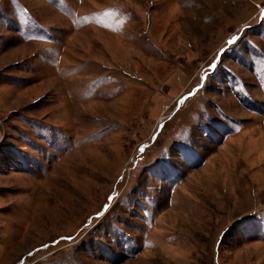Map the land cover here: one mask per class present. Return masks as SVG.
I'll use <instances>...</instances> for the list:
<instances>
[{
    "label": "rangeland",
    "instance_id": "1",
    "mask_svg": "<svg viewBox=\"0 0 264 264\" xmlns=\"http://www.w3.org/2000/svg\"><path fill=\"white\" fill-rule=\"evenodd\" d=\"M0 264H264V0H0Z\"/></svg>",
    "mask_w": 264,
    "mask_h": 264
}]
</instances>
